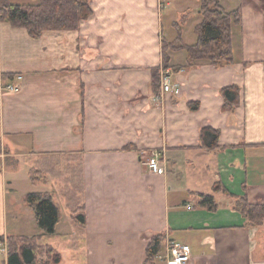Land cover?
Here are the masks:
<instances>
[{"label":"crops","instance_id":"1","mask_svg":"<svg viewBox=\"0 0 264 264\" xmlns=\"http://www.w3.org/2000/svg\"><path fill=\"white\" fill-rule=\"evenodd\" d=\"M218 1L240 14L233 61L221 65L190 64L180 48L164 66L163 40L197 42L201 0H88L77 29L37 37L0 20V86H20L0 88L2 239L39 235L60 253L51 264H144L156 234L163 253L168 241L188 244L186 264H264V223L248 222L235 197L264 203V0ZM165 72L177 91H162ZM232 84L240 103L225 110L221 89ZM204 127L218 131L215 148L203 145ZM154 152L164 173L144 163ZM28 187L51 194L54 233L25 207ZM199 193L217 209L199 205Z\"/></svg>","mask_w":264,"mask_h":264},{"label":"trees","instance_id":"2","mask_svg":"<svg viewBox=\"0 0 264 264\" xmlns=\"http://www.w3.org/2000/svg\"><path fill=\"white\" fill-rule=\"evenodd\" d=\"M88 0H38L35 3L19 4L10 0H0V20L10 23L14 27L25 28L33 36H39L45 30L77 29L81 20L91 14ZM200 12L202 21L195 26L197 42L184 43L178 35L172 42L163 40L162 56L164 66L168 64V50L184 49L188 63L206 60L214 65H221L233 61L231 24L240 20L239 11L226 12L218 0H201ZM153 86L159 83L158 69L153 73ZM224 100L223 108L232 109L240 103V88L228 85L221 89ZM196 108L197 103L191 104ZM201 140L206 148H215L218 145V131L210 127L201 130ZM214 191H222L233 195L225 187L216 183ZM198 203L208 210H216L217 201L211 193H199ZM239 209L246 220L253 224L264 223V203H252L246 195H236ZM25 201L33 208L35 220L43 234H52L58 221V208L53 202L51 194L42 191L28 192ZM74 218L81 224L85 223L83 212L75 210ZM41 236V235H40ZM2 239V237L0 236ZM39 235L10 236L7 239L8 252L6 264H51L60 260V253L48 246V258L38 257L43 247L37 244ZM163 236L156 234L146 245L144 264H155L156 255L162 250Z\"/></svg>","mask_w":264,"mask_h":264},{"label":"built area","instance_id":"3","mask_svg":"<svg viewBox=\"0 0 264 264\" xmlns=\"http://www.w3.org/2000/svg\"><path fill=\"white\" fill-rule=\"evenodd\" d=\"M17 80H22V75H17L15 77ZM161 89L162 91H171L178 89V83L173 82L170 78V73L165 72L161 75ZM0 88L2 90L17 92L20 86L13 81L4 82L1 84ZM162 157L160 153H153L148 156L144 163L148 168L156 173H164L165 166L161 161ZM8 252V243L5 239L0 238V255H6ZM190 246L186 243L180 241H168L165 246L164 253L160 251L156 258L163 260L165 264H186L190 260Z\"/></svg>","mask_w":264,"mask_h":264},{"label":"rangeland","instance_id":"4","mask_svg":"<svg viewBox=\"0 0 264 264\" xmlns=\"http://www.w3.org/2000/svg\"><path fill=\"white\" fill-rule=\"evenodd\" d=\"M16 1H19V2H25V3H33V2H36L37 0H16ZM181 24H182V22L181 21H179ZM148 157V156H147ZM146 157V158H147ZM40 174L38 173V172H32V178H34V177H36V176H39ZM18 191H16L17 193H16V198L17 197H19L20 198V192H21V190H24L23 188H21V187H18V189H17ZM25 190H27V192H33V191H37V188H31L30 189V187H28V189H25ZM24 196V195H23ZM23 196H22V199H23ZM24 199H25V197H24ZM22 203V204H21ZM27 203V202H26ZM25 202H24V204H26ZM23 204V201L21 200V202H20V205H23V206H25ZM27 206H25V207H27V208H29V210H30V212L31 211H33L32 210V208L30 207V205L27 203L26 204ZM23 206H21V209L23 210ZM78 211V210H77ZM41 245V247H43L42 248V250H41V248H40V250L38 249V251H39V254H38V257L40 256V258L42 257V260H45V259H49L48 257V246H46V245H44V244H40ZM2 258H4V255H0V263H1V261H2Z\"/></svg>","mask_w":264,"mask_h":264}]
</instances>
